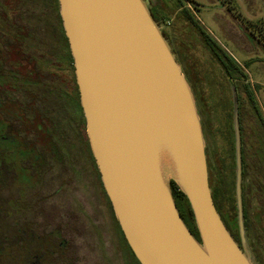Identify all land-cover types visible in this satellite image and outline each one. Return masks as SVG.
I'll list each match as a JSON object with an SVG mask.
<instances>
[{
  "label": "water",
  "instance_id": "1",
  "mask_svg": "<svg viewBox=\"0 0 264 264\" xmlns=\"http://www.w3.org/2000/svg\"><path fill=\"white\" fill-rule=\"evenodd\" d=\"M86 131L103 187L140 264H253L242 198L234 96L236 200L241 245L213 200L192 89L146 0H58ZM187 197L200 241L171 182Z\"/></svg>",
  "mask_w": 264,
  "mask_h": 264
},
{
  "label": "rangeland",
  "instance_id": "2",
  "mask_svg": "<svg viewBox=\"0 0 264 264\" xmlns=\"http://www.w3.org/2000/svg\"><path fill=\"white\" fill-rule=\"evenodd\" d=\"M25 1L21 2V18L20 16L19 18L23 22L21 25L24 24L28 28L29 37L20 41L9 37L12 45L20 47L19 51H14L13 46H6V50L7 47H11L10 50H7V62L13 70L15 67L12 65L17 59V54L21 59L28 57L25 52L30 54L29 48L34 46V37L40 38L41 54L44 59H48L50 54L47 52V45L53 41L54 36L51 26H59L55 15L58 10L56 0ZM192 1L160 0L159 15L163 19L160 27L162 32L169 36L171 48L179 53L176 55V59L199 106L201 113L199 116L201 115L200 119H202L205 129L211 187L214 189L217 186H222L228 192H232V187H235L236 172L232 152L235 134L233 135L231 128H234V96L238 99V111L239 115L241 113L242 135L243 140L246 141L245 153L248 159L245 166L247 189L243 194L248 211L247 248L253 264H261L259 257L262 258L264 255L261 253V251L264 252V155L261 152L264 141L260 125L261 136L257 161L253 156V139L256 127L248 95L253 97L260 117L264 120V45L261 40L264 36V0ZM146 3L151 13L156 15L157 11H155L151 0H146ZM185 16L193 17L194 21L199 23L206 33L205 39L208 38V44L195 26L186 22ZM37 48L39 47L37 46ZM29 58L33 59V57ZM222 63H225L226 66ZM68 66V75L64 65L57 69L59 72L56 74L59 77L63 76L65 84H69L71 93L74 88L72 81L74 70L70 63ZM17 69L20 73L28 72L25 64H22L21 67L17 66ZM45 69L41 72L42 74H47V67ZM5 90L3 97L2 94L0 96L9 103L0 109V126L5 128L3 132L6 134H18V130H21L20 124L9 113V109H15L12 102L19 101L26 109L27 115L31 117L32 112H35V108L40 105L41 101H32V103L29 95L22 88L14 89L6 85ZM36 90H38L37 93H41L40 87ZM24 134L26 135V132ZM255 161H257L256 165L259 164L258 167L255 165ZM66 175L62 170L55 168L48 176L44 177L43 187L41 185L36 190L23 195L21 200L26 203V207L23 208L20 215L11 208L14 203L19 201L20 190L9 183L4 185L0 192V234L12 235L16 233L19 222H28L34 217L35 210L31 208L44 202V208L50 206L53 212L65 215V212H68L69 220L71 219L70 214L75 213L77 225L70 228L68 232L75 235V239H79L73 245V249L83 256L84 263L82 264H137L132 257H129L122 243L118 242L120 236L123 238L121 229L117 225L115 232L109 219L110 215L106 210L105 199L102 194L96 191L95 187L91 186L85 189L74 186L67 187L59 192L58 197L51 198L47 202L43 200L59 189L61 181ZM74 198L76 199L74 200ZM235 198H232V201L219 203L223 210V216L229 218L234 213L233 209L237 206ZM90 217L95 221L97 230L105 237L104 251H101L96 231L88 221ZM184 217L191 223L186 213ZM37 218L41 219L39 216ZM115 235H117L116 243L111 246L110 241L112 242ZM234 236L241 245L240 233L234 231ZM108 260L111 262L109 263ZM6 264H12V261L10 260Z\"/></svg>",
  "mask_w": 264,
  "mask_h": 264
},
{
  "label": "flooded vegetation",
  "instance_id": "3",
  "mask_svg": "<svg viewBox=\"0 0 264 264\" xmlns=\"http://www.w3.org/2000/svg\"><path fill=\"white\" fill-rule=\"evenodd\" d=\"M21 2L22 0H0V44L2 45H0V95L2 94L1 96L3 97V93L6 91L5 86L7 85L14 89L22 88L25 90L31 102H41L40 105L35 108V112H32L31 117L27 115L26 109L23 108L19 101L12 102L15 109H9V113L10 116L20 124L21 130H18V134H6L3 132L5 128L2 127V125L0 126V192L3 186L8 183L20 190L18 203H14L11 207L20 215L23 208L26 207V203L21 200L23 195L27 194L29 191L36 190L37 187H41V185L43 187L44 177L48 176L55 168H58L67 175L62 179L59 189L52 193L51 196L43 198V200L47 202L51 198L58 197L57 195L59 192L67 187L74 186L85 189L86 187L89 188L93 186L99 194L103 195L107 207L106 210L110 215L109 219L116 232L118 220L110 199L103 187L101 174L93 156L86 131V119L81 105L74 60L73 58L71 60L69 57L71 51L60 16L59 1L57 4L58 10L55 12L59 26L54 27L52 25V28L50 27L54 36L53 41L47 45V52L50 54L49 58H43L41 54V40L40 38L34 37V46L33 48H29L30 54L25 52V55L28 57L21 59L20 55L17 54V59L12 65L15 67V70H13L11 65L7 62V50H10L11 47H7L6 50V46H13L14 51H19L20 49V47L10 43L9 37L11 36L17 41L23 38L28 39L29 37L28 28L24 24L21 25L23 23L20 19ZM23 2L26 1L23 0ZM23 34L28 36L25 37ZM37 46L39 48H37ZM29 57H33V59L31 58V60ZM69 63L74 70V75L72 77L74 88L71 93L69 92V84H65L63 76L59 77L56 74L59 72L57 69L61 68L62 65H64L67 74ZM22 64L26 65L27 73H20L17 69V66L21 67ZM230 66L234 67L233 64ZM46 67L47 74H42L41 72L46 70ZM38 87H40L41 93H37L38 90L36 89ZM1 96L0 109L4 108L5 105L9 103V101H4ZM248 101L253 111L254 126L256 127V133L254 132L253 139V156L258 161L260 118L255 108L256 106L250 100L249 95ZM195 102L198 112L201 114L198 103L197 101ZM42 104L44 106H41ZM239 116L241 132L242 191L245 192V189H247L245 184V166L247 165L248 159L246 155L243 158V150H246L244 143H246V141L243 143L241 113ZM200 120L202 121V119ZM201 123L205 139L203 121ZM25 132L26 135L24 134ZM27 135H29V137H27ZM257 161H255V165ZM258 165L256 166L258 167ZM75 199L76 198H74V200ZM43 204L44 202H40L39 206L31 208L35 210L33 213L34 217L28 220V222H19L16 233L12 235L0 234V264H6L10 260L12 264L84 263L83 256L73 249V245L79 241V239H75V235L73 236L68 232L70 228H74L77 225L75 213H73V215L70 214L71 219L69 220L67 215L68 212H65L66 215L64 213L59 214L53 212L50 206L44 208ZM37 216L41 219L39 220ZM88 221L94 231H96L98 237L97 241L101 251H104V235L97 230L95 221L91 217ZM184 222L191 230L189 222L185 219ZM114 237L115 238H112V242L110 241L111 246L116 243L117 235ZM119 239L118 242L122 243L129 257H132L134 262L137 263L136 257H134V253L125 236H123V238L120 236ZM108 262L110 263L111 261L108 260Z\"/></svg>",
  "mask_w": 264,
  "mask_h": 264
},
{
  "label": "trees",
  "instance_id": "4",
  "mask_svg": "<svg viewBox=\"0 0 264 264\" xmlns=\"http://www.w3.org/2000/svg\"><path fill=\"white\" fill-rule=\"evenodd\" d=\"M187 1L193 2L192 0H187ZM56 2L58 4V0H56ZM153 16H154L155 20L159 24H162L163 19L160 17L159 13H156V15H153ZM185 19H186V22L187 23L191 24L192 26H195V28L197 29V31L203 36L205 42H207L208 41V38L205 39V37H207L206 36V33L203 30V28L199 25V23L197 21H194V18L193 17H190V16H185ZM164 35H165V32H164ZM165 36H166L169 44L171 45V43L169 41V36H167V35H165ZM261 40H262V43L264 45V36L262 37ZM207 44H208V42H207ZM172 51L174 52L175 55L179 54L178 51H175V49H173V48H172ZM69 57L72 60L71 54H69ZM222 64L224 66H226L225 63H222ZM249 97H250V100L252 101V103L255 105L254 99H252L253 97H251L250 95H249ZM256 110L258 111L257 108H256ZM258 114H259V111H258ZM259 118H260V125L262 126V130H263L262 140L264 141V120L260 117V114H259ZM231 130H232V133L234 135V128L232 127ZM260 136H261V134H260ZM243 143H244V140H243ZM244 146H245V143H244ZM232 152H233V157H234V163H233V165H234V169H235V172H236L235 136H233ZM261 152L264 155V143H263V147H262V151ZM245 155L247 156V154L245 153V150H243V158H244ZM235 175H236V173H235ZM209 182H210V174H209ZM234 182H235V185H236V176H235ZM171 187H172V192H173V196H174V199H175L177 208H178V210H179V212H180L183 220L185 219L186 221H188L184 217L185 216V213H186L187 216H188V218L191 220V223L189 222V224L191 226V230L190 231L200 241L199 231L197 229V226H196V223H195V219H194V216H193V212H192V209H191V206H190V203H189L187 197L179 189V187L176 185L175 182H173V181L171 182ZM210 188H211V191H212V196H213V200H214L215 206H216V208H217V210H218V212H219L222 220L224 221L226 227L228 228V230L230 231V233L232 234V236L235 238L234 231H237V233L239 234V224H238V210H237V206H236V208L233 209L234 210V213L231 214L229 218H227L226 216H223V210H221V207H220L221 205H219V203H221L222 201L225 202V201H228V200H231L232 201V198L234 199V197H236V188L235 187H232V192L231 191L228 192L222 186L221 187L217 186V187H215L213 189L211 187V183H210ZM234 190H235V194H234L235 196L233 195V191ZM243 194H244V192H242V198H243V211H244L245 229L248 231V229H247L248 228V222H247L248 211H247V208H246V202L244 200ZM235 203L237 204V200H235ZM117 224L119 226L118 221H117ZM122 234H123V232H122ZM258 253H259V251H258ZM261 253H264V252L261 251ZM134 257H135V255H134ZM262 258H263V262H262ZM262 258L259 257V261H260L261 264L264 263V255L262 256ZM136 261H137V264H140L137 259H136Z\"/></svg>",
  "mask_w": 264,
  "mask_h": 264
},
{
  "label": "crops",
  "instance_id": "5",
  "mask_svg": "<svg viewBox=\"0 0 264 264\" xmlns=\"http://www.w3.org/2000/svg\"><path fill=\"white\" fill-rule=\"evenodd\" d=\"M151 3L155 9V11H157V13L160 14V0H151Z\"/></svg>",
  "mask_w": 264,
  "mask_h": 264
},
{
  "label": "built area",
  "instance_id": "6",
  "mask_svg": "<svg viewBox=\"0 0 264 264\" xmlns=\"http://www.w3.org/2000/svg\"><path fill=\"white\" fill-rule=\"evenodd\" d=\"M160 25V24H159Z\"/></svg>",
  "mask_w": 264,
  "mask_h": 264
}]
</instances>
